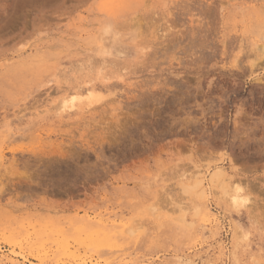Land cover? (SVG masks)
<instances>
[{
    "label": "rangeland",
    "instance_id": "1",
    "mask_svg": "<svg viewBox=\"0 0 264 264\" xmlns=\"http://www.w3.org/2000/svg\"><path fill=\"white\" fill-rule=\"evenodd\" d=\"M0 260L264 264V0H0Z\"/></svg>",
    "mask_w": 264,
    "mask_h": 264
},
{
    "label": "bare ground",
    "instance_id": "2",
    "mask_svg": "<svg viewBox=\"0 0 264 264\" xmlns=\"http://www.w3.org/2000/svg\"><path fill=\"white\" fill-rule=\"evenodd\" d=\"M107 33V32H106ZM100 39V38H99ZM98 39V40H99ZM103 52V51H102ZM70 93V92H69ZM89 94L92 93L91 91L88 92ZM83 95V93H82ZM81 94H78V96H82ZM68 106V101H64L63 102V107H67ZM51 159V158H50ZM56 161V160H55ZM48 162V161H47ZM58 172V171H57ZM71 172V171H70ZM64 174V173H63ZM88 174V173H87ZM201 174V173H200ZM224 175V171L222 170H217L215 171V173L212 175V178H211V183L212 184H219L218 187L220 186V189L222 190L223 192V195L225 196H228L230 198V202L232 203V206H234L235 208L237 209H241V208H245L246 206H248V202H249V199L248 198H245V197H242L241 195H239L238 192H234L233 194L230 193V190L229 189V186L225 184V182L222 180V177ZM194 177V176H193ZM192 177V178H193ZM199 179V178H198ZM224 179V178H223ZM227 180V178L225 179ZM195 185L194 186H186L185 189H182L185 194L187 193L188 195L189 194H193L195 190L198 191V189H202L201 192L199 193L201 196L202 199L205 198V190L203 189V181L202 179L198 180L197 183H194ZM233 186V185H232ZM185 187V186H184ZM234 189V188H232ZM216 191V190H214ZM232 192V191H231ZM184 194V195H185ZM194 195V194H193ZM190 196V195H189ZM200 198V199H201ZM215 222H217V220H215ZM219 223V222H218ZM220 224V223H219ZM131 231V230H130ZM238 240L239 239H236V242L238 244ZM16 255V254H15ZM18 256H20V254H18ZM22 256H25L24 254ZM24 260H27L25 258H23ZM1 261V260H0Z\"/></svg>",
    "mask_w": 264,
    "mask_h": 264
}]
</instances>
